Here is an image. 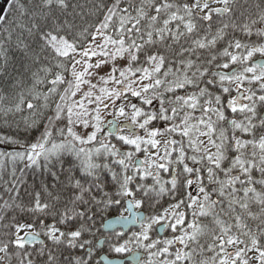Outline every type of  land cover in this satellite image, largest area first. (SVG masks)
<instances>
[{"label": "snow or ice", "instance_id": "snow-or-ice-1", "mask_svg": "<svg viewBox=\"0 0 264 264\" xmlns=\"http://www.w3.org/2000/svg\"><path fill=\"white\" fill-rule=\"evenodd\" d=\"M0 264H264V0H7Z\"/></svg>", "mask_w": 264, "mask_h": 264}, {"label": "trees", "instance_id": "trees-1", "mask_svg": "<svg viewBox=\"0 0 264 264\" xmlns=\"http://www.w3.org/2000/svg\"><path fill=\"white\" fill-rule=\"evenodd\" d=\"M72 3H84V0H71ZM7 7V4H6ZM5 7V8H6ZM69 11H71V8L69 9ZM121 211V209L119 208H114L110 211L109 216H116L119 212ZM98 226H99V222H98Z\"/></svg>", "mask_w": 264, "mask_h": 264}, {"label": "water", "instance_id": "water-1", "mask_svg": "<svg viewBox=\"0 0 264 264\" xmlns=\"http://www.w3.org/2000/svg\"><path fill=\"white\" fill-rule=\"evenodd\" d=\"M6 4H7V0H0V12H2L3 6L6 7Z\"/></svg>", "mask_w": 264, "mask_h": 264}, {"label": "flooded vegetation", "instance_id": "flooded-vegetation-1", "mask_svg": "<svg viewBox=\"0 0 264 264\" xmlns=\"http://www.w3.org/2000/svg\"><path fill=\"white\" fill-rule=\"evenodd\" d=\"M257 58H259V57H257Z\"/></svg>", "mask_w": 264, "mask_h": 264}]
</instances>
